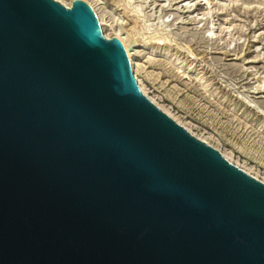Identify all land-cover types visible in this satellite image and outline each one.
<instances>
[{
	"label": "water",
	"instance_id": "obj_1",
	"mask_svg": "<svg viewBox=\"0 0 264 264\" xmlns=\"http://www.w3.org/2000/svg\"><path fill=\"white\" fill-rule=\"evenodd\" d=\"M0 264H264V183L142 94L83 0H0Z\"/></svg>",
	"mask_w": 264,
	"mask_h": 264
},
{
	"label": "rangeland",
	"instance_id": "obj_2",
	"mask_svg": "<svg viewBox=\"0 0 264 264\" xmlns=\"http://www.w3.org/2000/svg\"><path fill=\"white\" fill-rule=\"evenodd\" d=\"M89 1L100 26L129 30L138 16L130 53L145 95L264 182V0Z\"/></svg>",
	"mask_w": 264,
	"mask_h": 264
},
{
	"label": "bare ground",
	"instance_id": "obj_3",
	"mask_svg": "<svg viewBox=\"0 0 264 264\" xmlns=\"http://www.w3.org/2000/svg\"><path fill=\"white\" fill-rule=\"evenodd\" d=\"M58 1L59 3H61L62 5H64L65 7H69L72 3L73 0H56ZM85 1L91 8L92 10L94 11V6L92 5V3L89 1V0H83ZM208 3L210 2V0H207ZM118 4V2H117ZM120 6V5H119ZM134 11V10H133ZM126 13V12H125ZM94 14L96 16V19H97V23L99 25V28L101 30V33L103 34V36L105 38H110V37H117L120 42L122 43L123 47H124V50H125V53H126V56H127V59H128V62H129V66H130V69L132 72L135 73V76H136V70H137V61L135 59H133L131 57V53H130V50H131V44L132 42H134V40L132 39V37L134 36V32H136V30H139V19H138V16L136 15L135 17L132 16V26H130L129 30H125L122 26V24L119 22V23H109L107 24V27H105L103 24H99V20L97 18V15L94 11ZM131 18V17H130ZM140 23H141V20H140ZM142 25V24H141ZM157 25V24H156ZM108 30V31H107ZM103 31V32H102ZM136 38V37H135ZM128 54V55H127ZM130 59V60H129ZM173 62L177 63L179 65V68L183 70V73L185 74H191V75H194L196 76V70L194 68V66L191 65V63H186L183 65V61H180L178 60V58L174 59ZM134 76V77H135ZM137 77V76H136ZM197 77V76H196ZM136 79V78H135ZM138 87L140 89V91L142 92V94L145 95V91L141 85V82H140V79H138ZM146 96V95H145ZM147 97V96H146ZM148 98V97H147ZM149 99V98H148ZM152 103L154 102L153 98H150L149 99ZM155 104V102H154ZM156 105V104H155ZM157 106V105H156ZM158 107V106H157ZM159 108V107H158ZM160 109V108H159ZM161 110V109H160ZM161 111H165V110H161ZM166 112V111H165ZM164 112V113H165ZM167 114V113H166ZM168 115V114H167ZM169 116V115H168ZM170 117V116H169ZM172 119V118H171ZM174 120V119H173ZM175 121V120H174ZM176 122V121H175ZM177 123V122H176ZM179 124V123H178ZM180 125V124H179ZM182 126V125H181ZM183 127V126H182ZM197 138V137H196ZM198 139V138H197ZM200 140V139H199ZM202 141V140H201ZM204 142V141H203ZM222 155V154H221ZM226 160L228 159L227 156H225L224 154L222 155ZM228 161V160H227ZM230 162V161H229ZM231 163V162H230ZM238 167V166H237ZM240 168V167H239ZM241 169V168H240ZM243 170V169H242ZM244 171V170H243ZM245 172V171H244ZM246 173V172H245ZM248 174V173H247ZM252 176V175H251ZM253 177V176H252ZM255 178V177H254ZM257 179V178H256ZM259 180V179H258ZM261 181V180H260ZM262 182V181H261ZM264 183V182H263Z\"/></svg>",
	"mask_w": 264,
	"mask_h": 264
}]
</instances>
